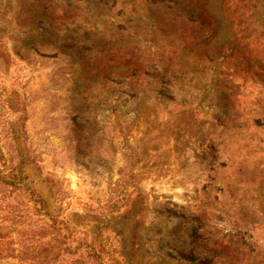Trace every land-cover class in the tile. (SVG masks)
Returning a JSON list of instances; mask_svg holds the SVG:
<instances>
[{
  "label": "rangeland",
  "instance_id": "rangeland-1",
  "mask_svg": "<svg viewBox=\"0 0 264 264\" xmlns=\"http://www.w3.org/2000/svg\"><path fill=\"white\" fill-rule=\"evenodd\" d=\"M0 264H264V0H0Z\"/></svg>",
  "mask_w": 264,
  "mask_h": 264
},
{
  "label": "trees",
  "instance_id": "trees-1",
  "mask_svg": "<svg viewBox=\"0 0 264 264\" xmlns=\"http://www.w3.org/2000/svg\"><path fill=\"white\" fill-rule=\"evenodd\" d=\"M17 180V179H16ZM18 183V185H21V183L20 182H17ZM22 186V185H21Z\"/></svg>",
  "mask_w": 264,
  "mask_h": 264
}]
</instances>
